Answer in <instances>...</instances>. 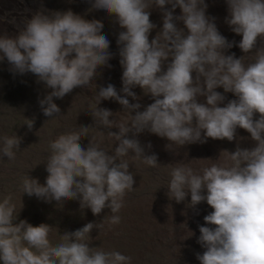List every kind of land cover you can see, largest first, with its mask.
Returning <instances> with one entry per match:
<instances>
[{"label":"clouds","instance_id":"obj_1","mask_svg":"<svg viewBox=\"0 0 264 264\" xmlns=\"http://www.w3.org/2000/svg\"><path fill=\"white\" fill-rule=\"evenodd\" d=\"M226 3L225 22L242 37L238 47L252 54L251 62H245L247 55L236 58L234 53L225 54L233 42L220 34L215 18L206 15L205 0H92L93 9L114 16L123 29L117 44L121 45L120 91L124 95L112 84L100 87L90 111L96 129H119L118 133H107L118 146L110 155L91 137L87 148L82 147L79 141L89 135L90 126L60 134L50 143L46 183L41 185L25 175L22 194L57 203L78 198L80 208H89L93 215L105 208L118 213L125 195L134 190L125 157L132 153L133 160L152 168L159 165L155 154H144L137 134L147 130L166 138L168 146H183L204 143L207 138L233 141L236 129L241 128L255 142L252 148L237 146L231 153L226 151L230 163L212 164L202 174L186 166L172 168L168 194L176 202L190 194V206L206 201L213 209L204 221L215 227L199 228L198 242L206 249L197 255L200 264H264V0ZM153 5L163 10V22L149 40L156 27L150 20ZM177 7L181 14L174 16ZM178 21L183 28L177 26ZM24 23L14 37L0 35V61L6 58L10 71L21 75L30 72L51 89L39 104L45 116H60L53 98L62 99L77 87L95 89L93 81L100 75L97 69L111 67L108 61L112 53L102 34L103 23L86 20L71 10L37 11ZM136 86L154 100L143 111H139V103L127 99L139 100L131 91ZM217 88L231 92L236 99L219 106L226 97ZM200 97H204L203 102ZM108 99L135 115L128 114L130 119L119 123L110 120L113 113L97 107ZM255 114H259L258 119H254ZM25 121L31 129L34 121ZM130 132L132 138H127ZM98 133L103 138L105 133ZM20 143L15 134L0 136V156L15 160ZM18 213L11 194L0 200L2 264H129L131 260L117 251L89 247V233L102 223L89 222L74 232H65L61 242L53 245L49 240L52 226H33L25 220L14 224ZM120 219L112 215L110 223L118 224Z\"/></svg>","mask_w":264,"mask_h":264},{"label":"rangeland","instance_id":"obj_2","mask_svg":"<svg viewBox=\"0 0 264 264\" xmlns=\"http://www.w3.org/2000/svg\"><path fill=\"white\" fill-rule=\"evenodd\" d=\"M205 3L206 15L214 17L220 34L229 42H233V47L227 49L225 54L234 53L236 58L247 55L245 62H251L252 54H245L238 47L242 37L235 34L225 22L228 16L226 0H205ZM165 9H171V5H165ZM67 10L81 15L86 20L95 19L103 23L102 34L110 42L108 51L112 53V58L108 64L111 67L97 69L100 75L93 81L97 86L95 89L77 87L62 99L53 98V102L60 108V116L52 118L43 114L39 104V100L51 89L46 88L43 82H38V78L30 72L21 75L10 71L11 65L6 58L0 61V136L15 134L21 138L15 160L0 156V200L9 194L12 195L19 211L14 224L25 220L33 226L41 223L52 226L49 240L53 245L61 242V235L65 232H74L89 222L102 223V227L93 228L89 233V247H96L105 252H120L131 258L129 264H200L197 255H202L206 249L198 242L199 228L215 227L204 221V216L213 209L206 201H201L194 207L190 206V194L181 202L172 199L167 187L170 173L174 167L186 166L192 168L194 173L202 174L203 169L212 164L230 163L227 152L235 151L237 146L250 149L255 144L244 129H236L237 139L233 141L207 138L204 143L196 142L183 146H168L170 142L166 138L147 130L137 134L136 139L144 147V154H155L159 165L152 168L133 160L132 153L125 157L129 161V172L133 174L135 182L134 190L125 195L123 207L118 213H111L109 208H105L100 214L93 215L89 208H80L78 198L57 203L54 200L45 202L35 195L22 194L20 186L25 175L37 179L41 185L46 183L48 173L45 161L51 152L50 143L60 134L81 126H90L89 135L79 141L82 147L87 148L91 137H94L100 147L110 155L118 146V141L107 133H118L119 129L115 126L110 129H96L90 113L95 107V94L100 87L112 84L118 94L124 95L120 91L123 71L119 62L121 45L117 44L118 34L123 29L115 22L114 16L103 10L93 9L92 0H0V35L14 37L25 26V20L31 19L37 11L50 14ZM150 12V20L156 27L151 31L149 40L161 30L163 22L162 9L153 5ZM180 14L177 7L173 15ZM177 26L184 27L181 21L177 22ZM2 55L3 53H0V56ZM215 90L226 97L224 103L219 106H224L228 100L236 99L231 92L224 93L223 88ZM131 91L139 100H133L131 97L127 99L130 103H139V111L154 102L139 86ZM199 99L203 102L204 97ZM97 107L110 110L113 116L109 119L117 123L130 119L128 114L135 115L134 111L127 114L124 107L113 99L101 100ZM258 118L259 114H255L254 119ZM25 120L34 121L31 129L25 124ZM98 131L105 133L103 138ZM201 135L203 137V132ZM127 138H132L131 132L127 134ZM149 143L150 148L147 146ZM112 215L120 216L118 224L110 223Z\"/></svg>","mask_w":264,"mask_h":264}]
</instances>
